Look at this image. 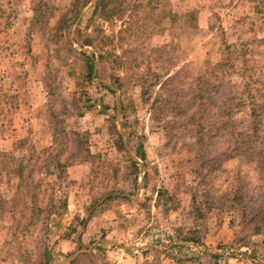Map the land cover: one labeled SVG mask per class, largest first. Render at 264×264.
I'll list each match as a JSON object with an SVG mask.
<instances>
[{
  "label": "rangeland",
  "instance_id": "374dc122",
  "mask_svg": "<svg viewBox=\"0 0 264 264\" xmlns=\"http://www.w3.org/2000/svg\"><path fill=\"white\" fill-rule=\"evenodd\" d=\"M244 58L264 0H0V264H264Z\"/></svg>",
  "mask_w": 264,
  "mask_h": 264
},
{
  "label": "trees",
  "instance_id": "16d2710c",
  "mask_svg": "<svg viewBox=\"0 0 264 264\" xmlns=\"http://www.w3.org/2000/svg\"><path fill=\"white\" fill-rule=\"evenodd\" d=\"M98 5V4H97ZM230 48H228V54H227V60L225 61V65H227L229 68H234L235 64H234V59H238L239 55H237L236 51L232 52L229 50ZM249 50V48H245L243 53H246ZM247 54V53H246ZM245 59V58H244ZM247 59H245L243 64V72L242 75L243 77H245L247 80H245V88H247V93L248 90L253 89V91L251 92L250 90V94L248 95V100H245V98L240 94L239 91H228V95H225V98L223 99L222 103V113L224 114V128L227 131V133L233 134V127L232 124L234 123V121H236V119L239 118V116H242V114L246 113L251 115L253 118V123L251 124V128H250V132L254 133L256 136H258L259 134V125L261 124V121H263L264 119V78L263 79H256L254 77H252L250 74H247L245 70H254L256 68H253L252 66H249L247 64ZM94 68H95V60L94 57L89 56L88 57V77H92L93 76V72H94ZM245 69V70H244ZM227 72V71H225ZM247 74V75H246ZM209 76H213V81H217L219 84L223 85L224 88H226L228 85H232L230 84L229 80H227L226 74H222L221 72H210ZM211 77L208 79L206 78H201L198 80V87L199 92H198V96L200 95V97L205 98L204 94H205V89H206V85L209 83V85L212 82ZM228 84V85H227ZM222 86V88H223ZM235 87V86H234ZM207 98V97H206ZM248 103V104H247ZM215 106V105H214ZM259 120V121H258ZM242 139V137H241ZM240 140V139H239ZM245 142L247 143V146L252 149L253 147L251 146V139L246 138L245 137L241 140L242 143ZM264 152V151H263ZM253 154L252 152H248L246 153V151L240 150L239 153H237L238 155L246 158L248 154ZM48 255V254H46Z\"/></svg>",
  "mask_w": 264,
  "mask_h": 264
}]
</instances>
